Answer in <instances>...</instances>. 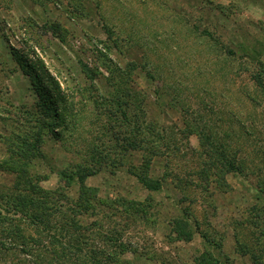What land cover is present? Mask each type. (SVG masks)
Returning <instances> with one entry per match:
<instances>
[{"label": "rangeland", "instance_id": "374dc122", "mask_svg": "<svg viewBox=\"0 0 264 264\" xmlns=\"http://www.w3.org/2000/svg\"><path fill=\"white\" fill-rule=\"evenodd\" d=\"M45 70L71 104L56 118L38 106ZM33 133L31 172L58 209H84L66 264H264V0H0V160ZM87 163L92 200L73 175ZM46 231L24 223L42 239L26 248L57 249Z\"/></svg>", "mask_w": 264, "mask_h": 264}, {"label": "trees", "instance_id": "16d2710c", "mask_svg": "<svg viewBox=\"0 0 264 264\" xmlns=\"http://www.w3.org/2000/svg\"><path fill=\"white\" fill-rule=\"evenodd\" d=\"M46 77L50 80L49 84L46 86H40L41 92L38 93L40 98L38 106L44 112L46 118L58 116L60 107L70 109L71 104L69 105L65 101V96L60 95L58 87L54 86L55 82L52 80V76L45 70ZM42 77L38 76L37 73L32 74V80H37L40 83ZM257 82V81H256ZM259 82V81H258ZM120 87V86H119ZM40 92V91H39ZM123 94V92H122ZM54 95L55 100H54ZM128 95V93H127ZM46 97V99H43ZM61 102V106L59 102ZM56 102V103H55ZM123 101H119L118 107L120 109V114L122 115V120H125L129 124V130L131 138L126 143H130V148L141 149L138 146V127L139 123L137 121H132L127 117V109H122L124 106ZM129 104L127 103L126 106ZM68 109H66L68 111ZM27 115V113L25 112ZM30 116H33L30 113ZM63 118V117H62ZM54 126V125H53ZM53 131V129H52ZM15 138L18 139V144L8 143L5 148L6 156L0 160V171L8 172L13 174V180L9 185L0 186V261L6 259L5 254L10 250L18 249L22 253L29 254V258H23L26 260L27 264H66V260L61 259L60 256L66 254V250L70 251V245L67 244L68 240L71 242L75 239L81 238L80 229H83L79 225L78 216L81 215L82 209L79 204L81 201L78 200L72 205V207H65L63 209H58L56 207V201L60 199L62 193L55 190H47L43 188L39 183V178L31 172L32 166L34 165L33 160L36 158H41L40 141H42V136L40 133H33L32 135H27L19 140V136ZM134 138V139H133ZM223 156L225 154L223 153ZM230 170H233L234 164L233 160L230 159L228 163ZM98 170V165L96 163L91 164L87 163L86 165H77L73 175H76V181L78 183L79 195L85 198L93 199L92 194L86 188L84 184L86 178L95 174ZM59 174L66 180L70 182L73 180V175L66 174L65 171L59 172ZM160 181L156 180L154 185H149L144 183V187L148 189H158L160 187ZM58 192V194H57ZM87 207H90L91 204H87ZM59 213V214H58ZM58 214V218L63 219L61 226H55L52 224L53 218ZM29 223L36 226V229L55 230L54 232L57 235H47L49 239V245L58 246L57 249L52 247L46 251V247L43 252H35V248H26L29 244L28 242H40L42 239L35 238L32 233L25 234L23 233V224ZM73 232L76 237H65L63 232ZM37 235V234H36ZM11 242L13 247L8 242ZM32 245V246H33ZM66 245V247H64ZM18 259V257H16ZM93 259V258H91ZM20 262V260H18ZM98 264H102L101 261L97 260ZM74 264V263H69ZM203 264V263H200ZM210 264H218L214 259Z\"/></svg>", "mask_w": 264, "mask_h": 264}]
</instances>
